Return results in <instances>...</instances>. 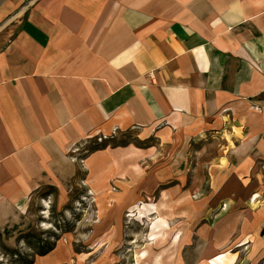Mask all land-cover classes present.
Returning <instances> with one entry per match:
<instances>
[{"label":"crops","instance_id":"obj_1","mask_svg":"<svg viewBox=\"0 0 264 264\" xmlns=\"http://www.w3.org/2000/svg\"><path fill=\"white\" fill-rule=\"evenodd\" d=\"M116 129L149 143L117 150L108 169L121 175L131 165V188L149 182L147 199L160 191L159 211L197 209L209 178L204 210L243 192L264 215V0H0L6 245L22 234L6 236L22 222L27 198L71 177L70 150ZM142 163L144 178L135 171ZM158 228L153 247L173 249L146 254L185 264L188 236ZM221 237L193 254V264L224 255Z\"/></svg>","mask_w":264,"mask_h":264},{"label":"rangeland","instance_id":"obj_2","mask_svg":"<svg viewBox=\"0 0 264 264\" xmlns=\"http://www.w3.org/2000/svg\"><path fill=\"white\" fill-rule=\"evenodd\" d=\"M138 140L133 132L116 129L109 134L89 135L72 148L69 152L71 169L67 168L71 177L52 180L27 198L21 212L22 222L16 219L8 229L9 235L6 234L16 240L22 233L18 237L22 239L10 246L2 239L3 244L19 255L6 254L0 249V264H28L30 261L29 264H175V261L155 259L146 254L160 234L159 228L158 233L152 230L160 217L168 230L173 226L181 228L173 237L188 236L190 241L184 246L185 264H193L192 255L208 247V240L215 238L218 232L225 243L224 255L210 264H264V246L261 249L256 243L259 237H264L261 235L264 215L258 214L255 201L251 202L257 197L248 198L238 192L240 198L229 206L230 197L221 200L216 197L217 204L204 210L209 202V178L203 193L194 197L198 205L195 210L189 207L178 214L160 210L146 218L130 217L140 203H152L157 207L159 204L160 191L146 198L149 182L140 180L135 182L138 187L131 188V165L123 166L121 175H113L108 169L112 154L117 150L131 148V145L144 149L149 143ZM102 162L106 165L103 171L98 168ZM143 164L135 168L142 178L147 176ZM203 168L207 172V166ZM103 175H107L104 182L99 179ZM131 193L139 195L137 204L132 207L131 201L127 202ZM25 234L32 238L24 237ZM166 248L173 249L172 245L163 244L154 246L152 253ZM40 252L48 253L37 255Z\"/></svg>","mask_w":264,"mask_h":264},{"label":"bare ground","instance_id":"obj_3","mask_svg":"<svg viewBox=\"0 0 264 264\" xmlns=\"http://www.w3.org/2000/svg\"><path fill=\"white\" fill-rule=\"evenodd\" d=\"M159 212V208L155 205V204H142L140 203L137 210H133L129 216L132 217V216H137L139 218H146L147 216H150L151 214L155 213L157 214ZM162 222V218L160 217L158 219V222ZM157 227L154 226V229ZM155 234H152V237H154Z\"/></svg>","mask_w":264,"mask_h":264},{"label":"trees","instance_id":"obj_4","mask_svg":"<svg viewBox=\"0 0 264 264\" xmlns=\"http://www.w3.org/2000/svg\"><path fill=\"white\" fill-rule=\"evenodd\" d=\"M24 237L29 238V239L32 238L31 235H28V234H25ZM21 239H22V238H19L18 241L21 240ZM0 249H1L2 252H5L6 254H12V255H14V256H18V255H19L16 251L11 250V249L8 248L5 244H3L1 234H0ZM51 250H52V248L49 249L48 252H50ZM48 252H40V253L37 254V255H39V256H44V255H46ZM29 263H32V261H30ZM29 263H28V264H29Z\"/></svg>","mask_w":264,"mask_h":264}]
</instances>
